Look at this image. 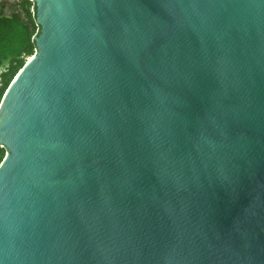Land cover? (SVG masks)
<instances>
[{
  "label": "water",
  "instance_id": "95a60500",
  "mask_svg": "<svg viewBox=\"0 0 264 264\" xmlns=\"http://www.w3.org/2000/svg\"><path fill=\"white\" fill-rule=\"evenodd\" d=\"M31 1L0 264H264V0Z\"/></svg>",
  "mask_w": 264,
  "mask_h": 264
},
{
  "label": "trees",
  "instance_id": "16d2710c",
  "mask_svg": "<svg viewBox=\"0 0 264 264\" xmlns=\"http://www.w3.org/2000/svg\"><path fill=\"white\" fill-rule=\"evenodd\" d=\"M31 0H21L24 17L19 13L10 15L0 12V66L9 59L6 68L0 73V101L17 71L26 62V57L35 52L33 35L39 26L35 23V9L31 12ZM5 154V148L0 146V162Z\"/></svg>",
  "mask_w": 264,
  "mask_h": 264
},
{
  "label": "rangeland",
  "instance_id": "374dc122",
  "mask_svg": "<svg viewBox=\"0 0 264 264\" xmlns=\"http://www.w3.org/2000/svg\"><path fill=\"white\" fill-rule=\"evenodd\" d=\"M34 7L30 6L31 12L33 11ZM0 12L6 15H10L12 13H19L24 17V10L21 6V0H0ZM36 23V21H35ZM28 57H26V60ZM9 63V59L3 60L0 66V73L6 68Z\"/></svg>",
  "mask_w": 264,
  "mask_h": 264
},
{
  "label": "bare ground",
  "instance_id": "6f19581e",
  "mask_svg": "<svg viewBox=\"0 0 264 264\" xmlns=\"http://www.w3.org/2000/svg\"><path fill=\"white\" fill-rule=\"evenodd\" d=\"M29 57H30V56H29ZM29 57H28V58H29Z\"/></svg>",
  "mask_w": 264,
  "mask_h": 264
},
{
  "label": "flooded vegetation",
  "instance_id": "af4514ba",
  "mask_svg": "<svg viewBox=\"0 0 264 264\" xmlns=\"http://www.w3.org/2000/svg\"><path fill=\"white\" fill-rule=\"evenodd\" d=\"M33 2V1H32Z\"/></svg>",
  "mask_w": 264,
  "mask_h": 264
}]
</instances>
